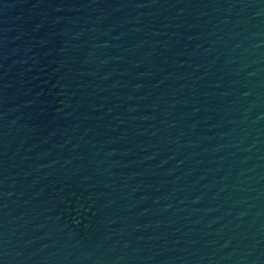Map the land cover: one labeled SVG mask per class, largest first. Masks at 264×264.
Returning a JSON list of instances; mask_svg holds the SVG:
<instances>
[{
    "label": "water",
    "instance_id": "water-1",
    "mask_svg": "<svg viewBox=\"0 0 264 264\" xmlns=\"http://www.w3.org/2000/svg\"><path fill=\"white\" fill-rule=\"evenodd\" d=\"M0 264H264V0H0Z\"/></svg>",
    "mask_w": 264,
    "mask_h": 264
}]
</instances>
